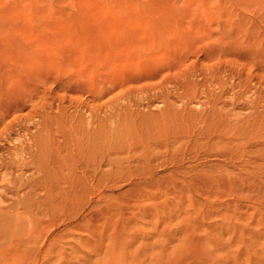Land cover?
I'll use <instances>...</instances> for the list:
<instances>
[{
  "label": "rangeland",
  "instance_id": "1",
  "mask_svg": "<svg viewBox=\"0 0 264 264\" xmlns=\"http://www.w3.org/2000/svg\"><path fill=\"white\" fill-rule=\"evenodd\" d=\"M0 59L59 66L65 123L106 108L124 146L0 264H264V0H0Z\"/></svg>",
  "mask_w": 264,
  "mask_h": 264
},
{
  "label": "bare ground",
  "instance_id": "2",
  "mask_svg": "<svg viewBox=\"0 0 264 264\" xmlns=\"http://www.w3.org/2000/svg\"><path fill=\"white\" fill-rule=\"evenodd\" d=\"M62 77L60 67L56 66L50 75L45 74L39 79L31 80L26 69L9 67L0 59V230L2 233L4 231L5 238L14 240L24 237L25 239V236L30 235L27 226L36 220L35 214L38 209L43 206L46 209L49 207L59 209L63 198L61 194L66 191H62L68 176V173H64L65 169L72 175L78 174L91 188L93 186L91 183L98 172L107 174L106 169L103 171L101 168L109 163L113 146L116 147L118 144L119 149L114 147L116 151L124 147L119 141H115L116 145L109 143L111 132L108 134L106 126H97V123H94L109 116L106 108L102 110L103 115L95 118L96 114L101 113H97V109L95 111L90 109L87 115H83L80 109H83L86 103L70 101L69 105L74 107L73 113H78L83 118H80L78 124L65 123L66 106L61 93L64 89ZM83 78L86 77L74 75L69 76L68 80L79 84L84 82L80 81ZM106 78L107 75L104 79ZM108 89L106 86H101L98 91L93 87L87 88L93 99L98 97L97 94L105 93ZM194 92L190 94L194 95ZM73 113L69 114L73 115ZM68 122L71 120L68 119ZM126 139L128 147H132L131 139ZM104 186L106 187V179ZM73 187L75 188L76 185L72 186L71 191ZM46 209L40 210L46 212ZM51 212L53 216V211ZM36 221L35 223H38ZM49 221L45 223L50 224ZM38 224L40 226V222ZM36 233L37 230L33 236ZM57 236L56 238H60L58 234ZM28 239L25 241H31L30 238ZM46 241L48 242V239Z\"/></svg>",
  "mask_w": 264,
  "mask_h": 264
}]
</instances>
